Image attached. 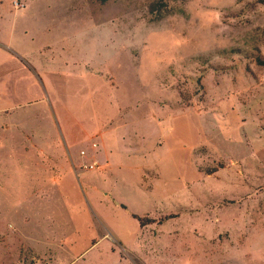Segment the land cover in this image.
<instances>
[{"label": "rangeland", "instance_id": "374dc122", "mask_svg": "<svg viewBox=\"0 0 264 264\" xmlns=\"http://www.w3.org/2000/svg\"><path fill=\"white\" fill-rule=\"evenodd\" d=\"M14 1L0 264H264V0Z\"/></svg>", "mask_w": 264, "mask_h": 264}, {"label": "crops", "instance_id": "0c3cea01", "mask_svg": "<svg viewBox=\"0 0 264 264\" xmlns=\"http://www.w3.org/2000/svg\"><path fill=\"white\" fill-rule=\"evenodd\" d=\"M4 160H6V159H2V160H0V163L2 162V161H4ZM11 161H13V162H17L16 160L14 161V160H11ZM17 163H23V162H17ZM36 164H37V162H36ZM36 169V171H38V173H40L41 174V176H43L44 174H42L41 172H39V169L37 170V168H35ZM47 176H49V177H52L53 178V176H50V175H47ZM43 180V179H42ZM43 184H42V187L38 190V192L36 193V195H37V197L39 198V199H42V200H46L47 198H50V196H51V194H52V191L54 190V189H47V188H44V186H45V184H44V180H43V182H42ZM56 183V181L54 180V178H53V184L52 185H54ZM46 185H48V184H46ZM43 197H45V199L43 198ZM133 216H137V215H133ZM137 217H139V216H137ZM134 218V217H133ZM140 218V217H139ZM135 219V218H134ZM136 220V219H135ZM137 221V220H136ZM138 222V221H137ZM138 224H139V222H138ZM140 226V225H139ZM141 227H143V226H141Z\"/></svg>", "mask_w": 264, "mask_h": 264}, {"label": "trees", "instance_id": "16d2710c", "mask_svg": "<svg viewBox=\"0 0 264 264\" xmlns=\"http://www.w3.org/2000/svg\"><path fill=\"white\" fill-rule=\"evenodd\" d=\"M261 63L263 64L264 62H261ZM133 217L139 222L140 226H144L145 225L144 220L142 218H139L137 216H133Z\"/></svg>", "mask_w": 264, "mask_h": 264}, {"label": "built area", "instance_id": "2783aa9c", "mask_svg": "<svg viewBox=\"0 0 264 264\" xmlns=\"http://www.w3.org/2000/svg\"><path fill=\"white\" fill-rule=\"evenodd\" d=\"M14 3H15V5H16V7L19 6V2H18L17 0H15ZM21 6H22V5H21ZM88 169H93V166H92V165L88 166Z\"/></svg>", "mask_w": 264, "mask_h": 264}]
</instances>
